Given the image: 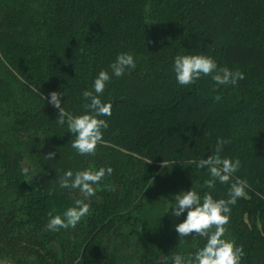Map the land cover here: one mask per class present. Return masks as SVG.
<instances>
[{"label": "trees", "instance_id": "trees-1", "mask_svg": "<svg viewBox=\"0 0 264 264\" xmlns=\"http://www.w3.org/2000/svg\"><path fill=\"white\" fill-rule=\"evenodd\" d=\"M121 53L136 67L116 77L110 65ZM178 54L211 57L244 79L181 86ZM101 70L111 79L97 95L112 114L101 117L104 143L85 156L55 122L49 94L85 114L82 93L94 92ZM218 139L230 141L221 157L241 166L208 188L210 173L196 162L215 155ZM49 152L55 158L45 160ZM101 167L113 173L94 196L58 185L68 170ZM237 177L248 187L230 205L223 238L243 247L240 264H264V0H0V263L173 264L206 244L180 238L187 210L172 215L174 196L192 189L227 199ZM76 199L90 214L48 230L49 213L63 216Z\"/></svg>", "mask_w": 264, "mask_h": 264}, {"label": "clouds", "instance_id": "clouds-1", "mask_svg": "<svg viewBox=\"0 0 264 264\" xmlns=\"http://www.w3.org/2000/svg\"><path fill=\"white\" fill-rule=\"evenodd\" d=\"M112 73L121 77L126 70L136 67L134 58L129 53L118 54L116 61L110 65ZM173 71L181 86H188L195 83L202 76H211L218 85H236L238 80L244 79L240 71H232L227 67L218 70L217 63L211 57L205 55H177L174 60ZM111 79L109 73L101 70L94 81V92L83 91L82 95L88 103L84 107L88 110L82 115H73L61 107V96L63 93L53 91L49 94V102L59 110L58 125L67 124L68 132H71L75 139L72 141V148L81 155H95L98 144L104 143L103 130L108 128V123L101 117L111 116L112 104L103 103L99 98L105 90L107 82ZM95 93V94H94ZM48 99V97H43ZM221 99L219 95L215 97ZM230 143L229 140L218 139L215 155L208 156L196 162L198 168H206L210 173V179L205 181L208 188H213L216 181L227 184L234 173L240 168V161H232L229 158H222L220 153L223 146ZM45 160L55 158V152H49ZM28 169L22 170L28 174ZM113 169L101 167L98 170L77 171L75 174L68 170L58 177V185L62 189H78L85 198L95 195L96 189L93 185L99 184L106 175L110 176ZM247 181L236 178L228 192L227 199H214L209 193L201 197L195 190L181 191L174 196V205L171 207L172 215L179 217L187 210V217L175 226L180 238L196 234L206 239V244L195 254L185 257L176 255L172 258L173 264H240L245 255L243 247L237 246L233 240L224 239L226 228L229 222L230 205L235 204L238 198L245 196ZM108 190H114L111 186ZM52 195V192H49ZM90 214V205L82 199H76L74 206L67 208L63 216L49 213L50 220L47 228L50 231H57L61 228H75L76 225ZM161 264H168L166 257L161 258Z\"/></svg>", "mask_w": 264, "mask_h": 264}, {"label": "rangeland", "instance_id": "rangeland-1", "mask_svg": "<svg viewBox=\"0 0 264 264\" xmlns=\"http://www.w3.org/2000/svg\"><path fill=\"white\" fill-rule=\"evenodd\" d=\"M0 264H7V263H0Z\"/></svg>", "mask_w": 264, "mask_h": 264}]
</instances>
